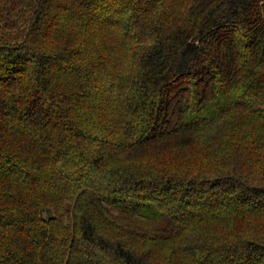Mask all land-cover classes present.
<instances>
[{
  "label": "trees",
  "instance_id": "16d2710c",
  "mask_svg": "<svg viewBox=\"0 0 264 264\" xmlns=\"http://www.w3.org/2000/svg\"><path fill=\"white\" fill-rule=\"evenodd\" d=\"M0 264H264V0H0Z\"/></svg>",
  "mask_w": 264,
  "mask_h": 264
},
{
  "label": "rangeland",
  "instance_id": "374dc122",
  "mask_svg": "<svg viewBox=\"0 0 264 264\" xmlns=\"http://www.w3.org/2000/svg\"><path fill=\"white\" fill-rule=\"evenodd\" d=\"M130 226L143 231L160 232L170 227V219L155 208H149L144 215L134 218Z\"/></svg>",
  "mask_w": 264,
  "mask_h": 264
}]
</instances>
